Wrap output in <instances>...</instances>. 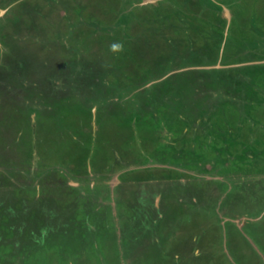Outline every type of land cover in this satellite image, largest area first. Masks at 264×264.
<instances>
[{
  "label": "rangeland",
  "instance_id": "1",
  "mask_svg": "<svg viewBox=\"0 0 264 264\" xmlns=\"http://www.w3.org/2000/svg\"><path fill=\"white\" fill-rule=\"evenodd\" d=\"M263 72L264 0H0V264H264Z\"/></svg>",
  "mask_w": 264,
  "mask_h": 264
},
{
  "label": "trees",
  "instance_id": "2",
  "mask_svg": "<svg viewBox=\"0 0 264 264\" xmlns=\"http://www.w3.org/2000/svg\"><path fill=\"white\" fill-rule=\"evenodd\" d=\"M245 68H250L251 70H253L254 68H252L251 66H247ZM262 79L264 80V72L262 73ZM253 85V84H252ZM262 140V139H261ZM262 147L264 148V143L262 145ZM260 155H262L264 157V149L262 150V152L260 153ZM219 161V160H218ZM264 161V160H263Z\"/></svg>",
  "mask_w": 264,
  "mask_h": 264
}]
</instances>
